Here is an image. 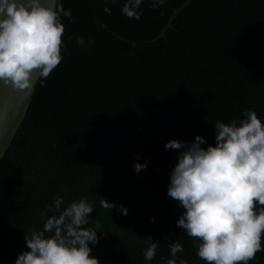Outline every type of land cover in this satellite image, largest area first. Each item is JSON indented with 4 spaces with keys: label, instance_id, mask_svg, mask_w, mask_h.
I'll list each match as a JSON object with an SVG mask.
<instances>
[{
    "label": "trees",
    "instance_id": "1",
    "mask_svg": "<svg viewBox=\"0 0 264 264\" xmlns=\"http://www.w3.org/2000/svg\"><path fill=\"white\" fill-rule=\"evenodd\" d=\"M185 1L143 0L136 20L125 0H107L111 14L106 0H62L72 12L62 17L63 60L37 84L0 162V264L30 251L25 233L42 229L57 196L62 207L84 197L94 206L89 247L100 264H164L176 242L178 264H206L177 226L185 210L167 190L178 151L165 145L200 135L214 146L215 122L245 109L264 122V0H191L159 37ZM149 236L159 244L152 261ZM249 264H264V251Z\"/></svg>",
    "mask_w": 264,
    "mask_h": 264
},
{
    "label": "clouds",
    "instance_id": "2",
    "mask_svg": "<svg viewBox=\"0 0 264 264\" xmlns=\"http://www.w3.org/2000/svg\"><path fill=\"white\" fill-rule=\"evenodd\" d=\"M115 3L116 0H111ZM166 0H151L153 9ZM143 0H125L122 13L139 20ZM111 14V8H104ZM62 17L72 18L62 0H0V86L31 94L62 62ZM77 43L85 46L82 37ZM215 145L203 147L205 138L197 135L190 144L171 140L166 150H177V163L170 173L167 195L185 210L177 226L196 243L198 257L206 264H249L264 251V122L254 110H244L242 119L215 122ZM147 164L136 163V172ZM101 207L115 204L104 198ZM57 196L42 215V229L25 233L26 246L15 264H100L91 255L98 243L90 221L94 206L86 197L70 202ZM122 214L127 209L119 206ZM54 212L48 216V212ZM154 220V218H152ZM90 222L95 228L88 227ZM146 261L156 256L158 243L146 237ZM171 257L164 264H178L181 243L169 245ZM179 264H188L179 260Z\"/></svg>",
    "mask_w": 264,
    "mask_h": 264
},
{
    "label": "water",
    "instance_id": "3",
    "mask_svg": "<svg viewBox=\"0 0 264 264\" xmlns=\"http://www.w3.org/2000/svg\"><path fill=\"white\" fill-rule=\"evenodd\" d=\"M190 1L191 0H186L178 9H175L159 37L165 35V32L171 28L173 19L190 3ZM35 89L32 90L31 94H27L15 92L8 87L0 86V162L26 116Z\"/></svg>",
    "mask_w": 264,
    "mask_h": 264
}]
</instances>
